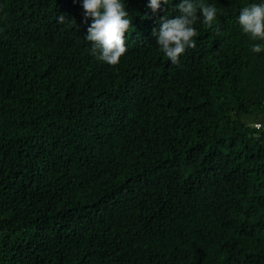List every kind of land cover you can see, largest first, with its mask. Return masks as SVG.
<instances>
[{
	"label": "trees",
	"instance_id": "16d2710c",
	"mask_svg": "<svg viewBox=\"0 0 264 264\" xmlns=\"http://www.w3.org/2000/svg\"><path fill=\"white\" fill-rule=\"evenodd\" d=\"M207 2L172 64L125 0L109 65L80 0H0V264H264V52Z\"/></svg>",
	"mask_w": 264,
	"mask_h": 264
},
{
	"label": "clouds",
	"instance_id": "9594fccd",
	"mask_svg": "<svg viewBox=\"0 0 264 264\" xmlns=\"http://www.w3.org/2000/svg\"><path fill=\"white\" fill-rule=\"evenodd\" d=\"M80 3L88 25L86 41L90 42V54L109 65L118 64L127 51L126 33L132 26L125 0H80ZM169 6L176 15L165 11ZM147 7L153 15L158 11L164 12L158 18L159 27L153 29V35L159 49L172 64H178L187 49L196 47V22L199 20L212 28L218 17L217 7L207 0H147ZM66 19V15L59 14V22ZM237 19L241 31L250 40L257 41L251 50L264 52V0H251L243 5Z\"/></svg>",
	"mask_w": 264,
	"mask_h": 264
},
{
	"label": "built area",
	"instance_id": "2783aa9c",
	"mask_svg": "<svg viewBox=\"0 0 264 264\" xmlns=\"http://www.w3.org/2000/svg\"><path fill=\"white\" fill-rule=\"evenodd\" d=\"M257 126H258V127H262V129L264 130V123H263V124L258 123Z\"/></svg>",
	"mask_w": 264,
	"mask_h": 264
},
{
	"label": "water",
	"instance_id": "95a60500",
	"mask_svg": "<svg viewBox=\"0 0 264 264\" xmlns=\"http://www.w3.org/2000/svg\"><path fill=\"white\" fill-rule=\"evenodd\" d=\"M263 133H264V131H263Z\"/></svg>",
	"mask_w": 264,
	"mask_h": 264
}]
</instances>
